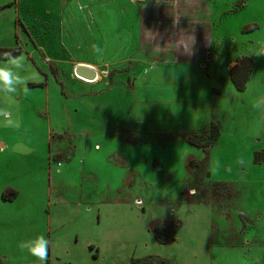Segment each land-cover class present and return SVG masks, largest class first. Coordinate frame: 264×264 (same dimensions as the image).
I'll list each match as a JSON object with an SVG mask.
<instances>
[{
	"label": "rangeland",
	"instance_id": "374dc122",
	"mask_svg": "<svg viewBox=\"0 0 264 264\" xmlns=\"http://www.w3.org/2000/svg\"><path fill=\"white\" fill-rule=\"evenodd\" d=\"M0 48V264H264V0H0Z\"/></svg>",
	"mask_w": 264,
	"mask_h": 264
},
{
	"label": "trees",
	"instance_id": "16d2710c",
	"mask_svg": "<svg viewBox=\"0 0 264 264\" xmlns=\"http://www.w3.org/2000/svg\"><path fill=\"white\" fill-rule=\"evenodd\" d=\"M19 48H0V60H13L20 56ZM254 63L249 57H241L236 60L234 66L228 71L229 79L237 92H242L249 80V77L253 71ZM218 136V130L216 126L211 123L209 128L202 129L199 132H193L189 134L186 138L187 143L198 149H202L205 152V157L201 161H196L194 159H189L187 161V167L197 168L204 167L208 164L209 153L208 146L212 144L215 138ZM256 159H259L257 156ZM15 194L14 192L8 193ZM180 228L177 226H161V225H151V230L154 238L158 244L165 245L174 241V234ZM92 249L91 247L89 248ZM96 257V255H95ZM151 257H146L139 261H133L132 264H151Z\"/></svg>",
	"mask_w": 264,
	"mask_h": 264
},
{
	"label": "crops",
	"instance_id": "0c3cea01",
	"mask_svg": "<svg viewBox=\"0 0 264 264\" xmlns=\"http://www.w3.org/2000/svg\"><path fill=\"white\" fill-rule=\"evenodd\" d=\"M205 49V48H204ZM206 50V49H205ZM207 51V50H206ZM180 53L181 52H179V50L176 52V55L177 56H179L180 55ZM215 61H217V62H219L220 60L218 59V60H215ZM196 64V66H193V68H192V71H193V73L191 74V73H189V70H187V68L185 69V70H183V71H181L180 69H177V76H180L181 78H182V76H188V75H190L189 77H190V80L191 81H193V82H198V83H201V80H203L202 78L200 79V76L198 75V71L200 70V71H203V70H207V72L205 73V72H200V74L204 77L206 74H211V72H212V70H210V68H207L206 69V67H205V65H206V63L203 65V67L201 68L200 66H198V63H195ZM234 64L235 63H230V65H229V70L234 66ZM83 66H85V65H83ZM92 68V67H91ZM212 69V68H211ZM214 69H215V66H214V68H213V72H214ZM228 70V71H229ZM188 90H190L189 88H188ZM1 147H4L3 145H1ZM2 151H0V153H1ZM12 192H14L15 194L13 195V194H9L8 195V193H12ZM18 191L17 190H14V189H11V188H7L3 193H2V195L0 196V203H7V202H9V203H11L10 204V206H12V204L14 203V201L16 200V198H17V196H18ZM13 202V203H12ZM0 261H4V260H2L1 259V257H0Z\"/></svg>",
	"mask_w": 264,
	"mask_h": 264
},
{
	"label": "clouds",
	"instance_id": "9594fccd",
	"mask_svg": "<svg viewBox=\"0 0 264 264\" xmlns=\"http://www.w3.org/2000/svg\"><path fill=\"white\" fill-rule=\"evenodd\" d=\"M0 81H3L5 85H11L12 80L10 79V73L0 70ZM8 91L14 92L15 89L9 87ZM25 91H27V88H25ZM20 248L22 250L27 249L32 255L36 256L41 261V264L47 260L48 242L42 236L40 237V243L36 247L29 248L25 242H22Z\"/></svg>",
	"mask_w": 264,
	"mask_h": 264
},
{
	"label": "water",
	"instance_id": "95a60500",
	"mask_svg": "<svg viewBox=\"0 0 264 264\" xmlns=\"http://www.w3.org/2000/svg\"><path fill=\"white\" fill-rule=\"evenodd\" d=\"M73 74L76 78L82 81L93 83L97 80L96 71L89 66H77L75 67Z\"/></svg>",
	"mask_w": 264,
	"mask_h": 264
},
{
	"label": "flooded vegetation",
	"instance_id": "af4514ba",
	"mask_svg": "<svg viewBox=\"0 0 264 264\" xmlns=\"http://www.w3.org/2000/svg\"><path fill=\"white\" fill-rule=\"evenodd\" d=\"M150 225H152V224H150ZM161 226H169V227H171L170 225H161ZM96 257H97V255H96ZM151 264H154V261L153 260H152V263Z\"/></svg>",
	"mask_w": 264,
	"mask_h": 264
},
{
	"label": "snow or ice",
	"instance_id": "6c2138e0",
	"mask_svg": "<svg viewBox=\"0 0 264 264\" xmlns=\"http://www.w3.org/2000/svg\"><path fill=\"white\" fill-rule=\"evenodd\" d=\"M38 251H39V249H38Z\"/></svg>",
	"mask_w": 264,
	"mask_h": 264
}]
</instances>
